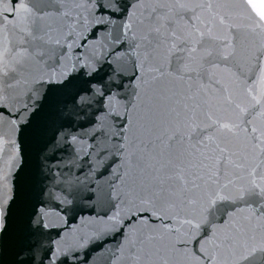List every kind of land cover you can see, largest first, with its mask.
<instances>
[{
	"label": "snow or ice",
	"instance_id": "obj_1",
	"mask_svg": "<svg viewBox=\"0 0 264 264\" xmlns=\"http://www.w3.org/2000/svg\"><path fill=\"white\" fill-rule=\"evenodd\" d=\"M0 264H264V0H0Z\"/></svg>",
	"mask_w": 264,
	"mask_h": 264
}]
</instances>
